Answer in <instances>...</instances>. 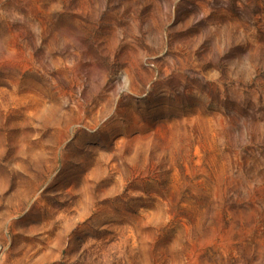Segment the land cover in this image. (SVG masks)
Segmentation results:
<instances>
[{
    "label": "rangeland",
    "instance_id": "rangeland-1",
    "mask_svg": "<svg viewBox=\"0 0 264 264\" xmlns=\"http://www.w3.org/2000/svg\"><path fill=\"white\" fill-rule=\"evenodd\" d=\"M0 264H264V0H0Z\"/></svg>",
    "mask_w": 264,
    "mask_h": 264
}]
</instances>
